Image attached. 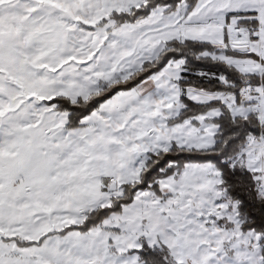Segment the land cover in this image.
<instances>
[{
    "label": "snow or ice",
    "instance_id": "1",
    "mask_svg": "<svg viewBox=\"0 0 264 264\" xmlns=\"http://www.w3.org/2000/svg\"><path fill=\"white\" fill-rule=\"evenodd\" d=\"M0 264H264V0H0Z\"/></svg>",
    "mask_w": 264,
    "mask_h": 264
}]
</instances>
